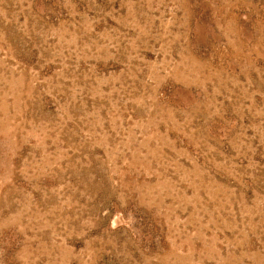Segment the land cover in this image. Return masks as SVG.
Listing matches in <instances>:
<instances>
[{
    "label": "rangeland",
    "instance_id": "374dc122",
    "mask_svg": "<svg viewBox=\"0 0 264 264\" xmlns=\"http://www.w3.org/2000/svg\"><path fill=\"white\" fill-rule=\"evenodd\" d=\"M0 264H264V0H0Z\"/></svg>",
    "mask_w": 264,
    "mask_h": 264
}]
</instances>
